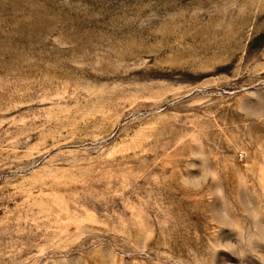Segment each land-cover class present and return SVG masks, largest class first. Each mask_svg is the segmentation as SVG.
Here are the masks:
<instances>
[{"label":"rangeland","instance_id":"obj_1","mask_svg":"<svg viewBox=\"0 0 264 264\" xmlns=\"http://www.w3.org/2000/svg\"><path fill=\"white\" fill-rule=\"evenodd\" d=\"M257 239L264 0H0V264H264Z\"/></svg>","mask_w":264,"mask_h":264},{"label":"clouds","instance_id":"obj_2","mask_svg":"<svg viewBox=\"0 0 264 264\" xmlns=\"http://www.w3.org/2000/svg\"><path fill=\"white\" fill-rule=\"evenodd\" d=\"M254 241H262V242H264V240H259V239H257V240H253V241H249V246H251V244H253ZM245 255H246V254H241V255H238V257H240L241 260H243V257H244Z\"/></svg>","mask_w":264,"mask_h":264}]
</instances>
